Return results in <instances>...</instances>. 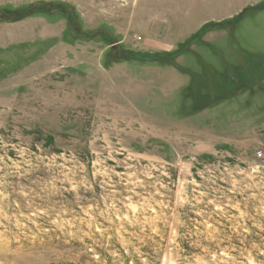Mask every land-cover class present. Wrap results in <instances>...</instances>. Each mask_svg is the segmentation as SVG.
Returning <instances> with one entry per match:
<instances>
[{
	"label": "rangeland",
	"instance_id": "obj_1",
	"mask_svg": "<svg viewBox=\"0 0 264 264\" xmlns=\"http://www.w3.org/2000/svg\"><path fill=\"white\" fill-rule=\"evenodd\" d=\"M264 0H0V264H264Z\"/></svg>",
	"mask_w": 264,
	"mask_h": 264
},
{
	"label": "built area",
	"instance_id": "obj_2",
	"mask_svg": "<svg viewBox=\"0 0 264 264\" xmlns=\"http://www.w3.org/2000/svg\"><path fill=\"white\" fill-rule=\"evenodd\" d=\"M256 155H257L258 158H264V149H259L256 152Z\"/></svg>",
	"mask_w": 264,
	"mask_h": 264
}]
</instances>
